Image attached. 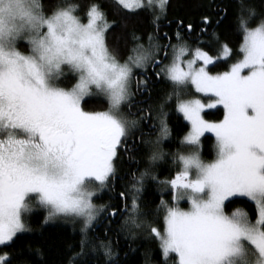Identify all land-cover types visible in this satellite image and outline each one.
<instances>
[{
    "label": "snow or ice",
    "instance_id": "obj_1",
    "mask_svg": "<svg viewBox=\"0 0 264 264\" xmlns=\"http://www.w3.org/2000/svg\"><path fill=\"white\" fill-rule=\"evenodd\" d=\"M168 6L110 0V20L100 0H0V264H38L17 246L20 234L32 231L27 214L34 209L44 211L45 222L80 223V251L67 264L89 247L116 264L110 227L99 243L88 238L101 217L156 241L162 264H264V11L244 0L216 6L213 28L232 16L242 37L234 53L227 38L208 33V14L199 31L177 18L174 33H161ZM143 17L153 30L146 42L129 33L133 47L121 59L109 45L112 30ZM204 36L216 54L205 49ZM221 63L226 69L214 72ZM161 84L169 91L156 102ZM92 102L101 108H89ZM218 106L222 118L206 119L205 109ZM173 110L188 131L165 153ZM146 128H156L155 136ZM205 133L215 137L211 160L201 154ZM125 155L137 168L129 166L131 181L117 192ZM168 156L177 170L160 180L157 162ZM148 179L165 190L155 208L142 202ZM105 192L108 202L98 204ZM237 202L254 205V219L241 208L228 213Z\"/></svg>",
    "mask_w": 264,
    "mask_h": 264
},
{
    "label": "trees",
    "instance_id": "obj_2",
    "mask_svg": "<svg viewBox=\"0 0 264 264\" xmlns=\"http://www.w3.org/2000/svg\"><path fill=\"white\" fill-rule=\"evenodd\" d=\"M57 0H48V3L54 4ZM75 2H83V0H75ZM241 0H232V3L239 5ZM101 4L106 6L108 12V18L112 20L114 18L113 11L109 7L110 0H100ZM229 0H169V6L167 8V19L162 20V26L160 32L165 31L175 32V21L177 18H182L185 23L191 22L194 26H201V17L208 14L213 17L212 25L208 26V33L215 30L221 39L227 38L228 43L233 49L234 53H238L239 44L241 42V35L234 30L233 17L229 16L224 19L218 27L213 28L216 23V17L214 15L217 10V5L227 4ZM245 4H251L257 12L264 11V0H244ZM116 19H119L116 17ZM257 23L259 20L257 19ZM153 27L147 17L133 18L126 27L117 25L111 32L109 37L110 47L116 48L121 56V59L127 58L130 50L133 47V42L129 33L135 31L137 35L144 36V42L147 41V33L152 31ZM196 33H193L194 38ZM192 38L189 39L191 43ZM202 39L205 41V49L210 54L217 53V47L214 43L208 42V37L204 36ZM173 41L175 37L173 36ZM237 58L233 55V60ZM231 63V61L229 62ZM226 65L221 63L220 66L213 71H224ZM169 91L168 87L164 84L158 85L153 94L154 101L158 102L164 94ZM106 106V105H105ZM89 108L100 109L101 104L99 102H92L88 105ZM174 109V101H173ZM208 115L206 119H219L223 116V110L217 109L205 111ZM187 123L181 117V115L174 110L169 113L168 125L171 130V136L167 138L162 148L165 153L175 151L179 145L180 138L188 131L185 127ZM147 133V132H145ZM148 134V133H147ZM156 134V133H155ZM155 136L153 134H149ZM201 154L205 160H211L214 156V139L210 134H205L201 138ZM129 166L132 171H136V164L130 161L128 157L122 156L118 162V172L116 179V191L119 192L131 181L129 174ZM143 167V165H140ZM177 168L173 164L171 156H168L165 160L157 162L156 174L160 180L170 179L176 172ZM123 177V179H121ZM163 186H157L151 181L146 180L144 189L141 192L142 202L147 203L152 208L159 204L161 193L164 192ZM111 193L105 192L102 200H97L99 203L108 202V196ZM165 199L171 200V196L165 194ZM236 208H241L245 212H249L250 218L251 211L254 210V205L250 209L247 205L237 202L232 205L227 211L231 213ZM44 211L42 209H36L27 217V223L32 229L31 232L20 234V239L17 240V246L25 249V255L38 264H67L68 259L73 256L74 252L80 251V241L82 233L80 231L79 223L71 222H57L53 224L44 223ZM111 228L110 232H107V236L110 238L112 245L113 258L116 264H162L164 257L160 253L159 245L156 241L148 239L147 235L143 232H139L135 237L128 235L121 231L119 221H109L101 219L94 225V227L88 232V238L91 242L99 243L100 239H104L106 235V228ZM31 246L32 251L28 252V247ZM36 249L42 251V255H36ZM105 264L104 256L102 252H93L91 247L86 249V255L80 257L75 261V264ZM171 264V261H169Z\"/></svg>",
    "mask_w": 264,
    "mask_h": 264
},
{
    "label": "rangeland",
    "instance_id": "obj_3",
    "mask_svg": "<svg viewBox=\"0 0 264 264\" xmlns=\"http://www.w3.org/2000/svg\"><path fill=\"white\" fill-rule=\"evenodd\" d=\"M145 2H146V0H145ZM191 91H192L193 93H195V89H194V88L191 89ZM195 95L198 96V97L204 98V94L195 93ZM218 108H221V109H222V107H219V106H218ZM209 110H214V109H205V111H209ZM222 110H223V109H222ZM179 114H180V113H179ZM180 115H181V114H180ZM181 117H182V115H181ZM182 118H183V117H182ZM184 121H185V120H184ZM185 122L187 123V121H185ZM205 134H210V135L213 137V139L215 140V137H214L211 133H205ZM179 204H180L181 207H184V208H187V207H188V204H187V201H186V200H181V201L179 202ZM33 211H36V209H34ZM33 211H32V212H33ZM32 212L28 213V214H27V217H28V215L31 214ZM62 221H64V222H71V223H79V222L71 221L70 219H67V218L53 219V220H49V221H47V222L44 221V223H45V224H53V223L62 222ZM79 224H80V223H79ZM80 226H81V225H80Z\"/></svg>",
    "mask_w": 264,
    "mask_h": 264
},
{
    "label": "flooded vegetation",
    "instance_id": "obj_4",
    "mask_svg": "<svg viewBox=\"0 0 264 264\" xmlns=\"http://www.w3.org/2000/svg\"><path fill=\"white\" fill-rule=\"evenodd\" d=\"M145 132H147L148 134H153V135H155V133H156V128H153L152 131H151V133H149V130L146 128V129H145Z\"/></svg>",
    "mask_w": 264,
    "mask_h": 264
}]
</instances>
